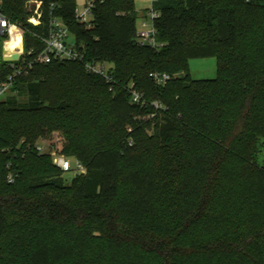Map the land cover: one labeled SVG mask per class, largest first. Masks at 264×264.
<instances>
[{
  "label": "trees",
  "instance_id": "trees-1",
  "mask_svg": "<svg viewBox=\"0 0 264 264\" xmlns=\"http://www.w3.org/2000/svg\"><path fill=\"white\" fill-rule=\"evenodd\" d=\"M30 1L0 0L26 49L55 5L115 84L55 60L0 101V264H264V0H156L155 48L139 43L135 0L97 3L91 28L77 0H37L36 27ZM5 40L0 83L12 74ZM205 58L219 75L194 80L190 61ZM54 132L85 168L70 183L36 150Z\"/></svg>",
  "mask_w": 264,
  "mask_h": 264
},
{
  "label": "built area",
  "instance_id": "built-area-1",
  "mask_svg": "<svg viewBox=\"0 0 264 264\" xmlns=\"http://www.w3.org/2000/svg\"><path fill=\"white\" fill-rule=\"evenodd\" d=\"M108 0H85L82 5L77 6L75 9L76 20L85 25L87 28L92 27L93 10L97 3L103 4ZM156 0H152V5ZM27 7L32 13L28 22L36 27H43V15L44 7L43 1L32 0L28 2ZM55 5H51L48 8L49 22L48 27L42 34L35 35V38L40 41V46H31L29 49L25 48L24 40V29L11 22L3 13L2 6L0 4V33L6 37L3 45V62L5 61L6 51L5 45L12 39L14 33H19L21 36V46L16 50L15 53H19V58L16 61L6 62L10 64L12 74L8 78L0 83V101L4 100L3 97L12 92L14 83L18 77L27 76L37 65L50 64L55 60L68 61V62H79L83 63L88 73L98 75L102 77L105 82L110 86V91L114 89L115 78L113 66L105 62H88L86 60L85 53L77 45L68 27L62 20L55 16L56 11ZM158 17V14L154 11L153 7L149 13V18L152 24L144 22L140 28L138 27V39L141 45L151 46L153 48L158 46L156 42V29L154 27V19ZM153 81L159 85L165 84L170 80V76L167 74L155 73L151 75ZM130 94L132 103L145 106L147 105L144 95L137 91L132 85L130 87ZM155 108L159 109L161 106L159 103H153ZM36 150L39 154H47L52 160L53 164L59 168L62 172L68 173L76 171L77 175L85 173V168L76 162V167L72 166L70 158H67L60 149L52 146L50 150L47 149L46 144L36 145ZM13 179L10 178V182Z\"/></svg>",
  "mask_w": 264,
  "mask_h": 264
},
{
  "label": "rangeland",
  "instance_id": "rangeland-1",
  "mask_svg": "<svg viewBox=\"0 0 264 264\" xmlns=\"http://www.w3.org/2000/svg\"><path fill=\"white\" fill-rule=\"evenodd\" d=\"M79 5H82L85 0H77ZM135 8L138 12V21L137 26H140L147 22L148 24H152L151 20H147L149 18V13L152 10V0H135ZM190 75L194 80H212L216 79L219 75L218 71V61L216 58H205V59H193L190 61ZM12 92L7 93L3 99L5 100L8 96H10ZM21 101H25L24 98ZM66 137L62 132H54L52 134L42 136L36 141V145L38 144H46L48 150L52 146L57 147L58 149L63 151L66 146ZM72 166L76 167V160L70 159ZM77 175L76 171H71L64 174V178L70 183L72 179Z\"/></svg>",
  "mask_w": 264,
  "mask_h": 264
},
{
  "label": "bare ground",
  "instance_id": "bare-ground-1",
  "mask_svg": "<svg viewBox=\"0 0 264 264\" xmlns=\"http://www.w3.org/2000/svg\"><path fill=\"white\" fill-rule=\"evenodd\" d=\"M21 46V36L19 33H14L12 39L5 45L6 57L14 54L16 50Z\"/></svg>",
  "mask_w": 264,
  "mask_h": 264
},
{
  "label": "water",
  "instance_id": "water-1",
  "mask_svg": "<svg viewBox=\"0 0 264 264\" xmlns=\"http://www.w3.org/2000/svg\"><path fill=\"white\" fill-rule=\"evenodd\" d=\"M18 58H19V53H14L9 55L8 57H5V61L12 62V61H16Z\"/></svg>",
  "mask_w": 264,
  "mask_h": 264
}]
</instances>
